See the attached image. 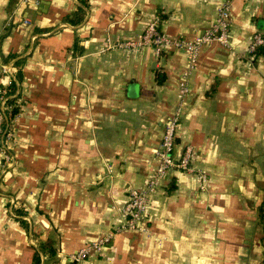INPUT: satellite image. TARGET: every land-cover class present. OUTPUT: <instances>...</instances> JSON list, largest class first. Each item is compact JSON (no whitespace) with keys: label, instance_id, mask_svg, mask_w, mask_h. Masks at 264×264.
I'll return each mask as SVG.
<instances>
[{"label":"crops","instance_id":"0c3cea01","mask_svg":"<svg viewBox=\"0 0 264 264\" xmlns=\"http://www.w3.org/2000/svg\"><path fill=\"white\" fill-rule=\"evenodd\" d=\"M226 44L199 46L179 102L183 50L126 48L153 17L170 38L211 24L219 0H0V88L16 112L0 156V264H264V0H230ZM161 77V80L159 78ZM179 106L168 170L145 228H114L131 188L154 176L164 122ZM198 173L205 175L199 186Z\"/></svg>","mask_w":264,"mask_h":264},{"label":"built area","instance_id":"2783aa9c","mask_svg":"<svg viewBox=\"0 0 264 264\" xmlns=\"http://www.w3.org/2000/svg\"><path fill=\"white\" fill-rule=\"evenodd\" d=\"M230 0H219L215 12V16L210 26L203 32L194 35L192 38H170L160 32L157 28L158 18L153 17L144 26L140 36L135 39L120 40L115 42L118 46L126 48L137 47L141 45H151L155 53H159L164 47H173L175 49L183 50L187 57V64L180 73V79L177 85V95L179 102L187 91L186 79L189 70L193 67L198 48L201 44L216 40L222 44H226V34L230 20ZM264 44V35L261 31L256 30L251 36V41L248 46L249 52H255L256 48ZM8 76L7 84L0 88V156L5 164H11L12 156L8 151L6 144L7 138L10 136L9 129H3V121L8 118L9 110L12 106L16 107V102L8 103L6 101L5 92L7 85L10 83L13 76L14 68L6 69ZM180 109L179 106L175 112L163 124L160 140L154 154L158 159L155 168V174L149 178L142 188H131L128 191L127 198L121 212L123 214V221L114 228V231L119 229L143 230L145 228L144 221L146 219V208L148 204L149 193L158 184L159 179L168 170L179 169L188 171L190 169V160L192 157V148L185 144L180 155L174 159L171 155V148L175 135V126L179 120ZM199 186L202 187L205 175L198 173ZM113 232L109 231L101 235L94 241L83 244L78 249L68 254L70 264H79L80 260L90 251H100L101 246L105 244L112 236Z\"/></svg>","mask_w":264,"mask_h":264},{"label":"trees","instance_id":"16d2710c","mask_svg":"<svg viewBox=\"0 0 264 264\" xmlns=\"http://www.w3.org/2000/svg\"><path fill=\"white\" fill-rule=\"evenodd\" d=\"M81 1L83 2L84 0H81ZM255 51H257V49ZM159 80H161V77L159 78ZM16 87H17V85L14 82V80H11L10 83L7 85V90L5 92V96H6V101L8 103H14L15 102L16 97H17V93L15 92ZM15 112H16V107L12 106L9 110L8 118L3 121V129H6V128L9 129L8 128L9 121Z\"/></svg>","mask_w":264,"mask_h":264}]
</instances>
